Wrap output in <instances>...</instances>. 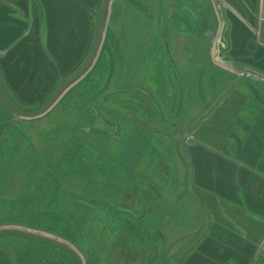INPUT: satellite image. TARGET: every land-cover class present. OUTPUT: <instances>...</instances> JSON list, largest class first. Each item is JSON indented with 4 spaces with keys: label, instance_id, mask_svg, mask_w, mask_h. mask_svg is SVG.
Instances as JSON below:
<instances>
[{
    "label": "crops",
    "instance_id": "crops-1",
    "mask_svg": "<svg viewBox=\"0 0 264 264\" xmlns=\"http://www.w3.org/2000/svg\"><path fill=\"white\" fill-rule=\"evenodd\" d=\"M99 2L0 0V82L17 106L46 102L80 66L94 39ZM260 11L261 0L111 1L104 47L67 97L76 90L74 135L94 157L95 188L85 195L96 200V222L132 236L104 242L96 229L95 239L98 234L105 243L97 247L101 253L69 243L83 264H264ZM24 121L32 120L12 116L0 100V146L7 125ZM58 134L46 144L58 146ZM63 137L68 141L61 146L69 148L70 135ZM17 142L22 145L13 138L5 147L0 170L6 149ZM15 162L0 185L7 180L22 201L28 160ZM22 204L14 215L6 205L0 224L31 227L20 220ZM47 218L33 229L50 233ZM89 232L79 234L88 240ZM0 264L18 263L0 250Z\"/></svg>",
    "mask_w": 264,
    "mask_h": 264
},
{
    "label": "rangeland",
    "instance_id": "rangeland-1",
    "mask_svg": "<svg viewBox=\"0 0 264 264\" xmlns=\"http://www.w3.org/2000/svg\"><path fill=\"white\" fill-rule=\"evenodd\" d=\"M75 92L76 90L66 98L65 105L54 109L57 110L56 114L59 115H55L52 121L47 122L50 125L45 124L44 121L51 118V114L32 121H24V125H20V123L7 125L5 140L0 146V159H2L5 147L11 144L13 138L21 141L23 147L17 142V146L14 145L13 148L6 149V161L8 163H4V170H0L1 177L4 180L8 176L7 168L9 164L14 166L15 161L25 162L27 160L28 163L23 164L26 166V171L22 169L23 179H25L22 185V201L15 199L16 191L12 188L15 186L8 185L7 180V185H4V182L2 183L3 186L8 188L7 191H4L3 186L0 185V189L4 191L2 194L0 193V223H5L3 222L5 216L1 217V214L3 212L8 213V211H4L6 205L10 207L9 209L14 215L15 204L18 206L23 202L26 205L24 207L26 210L24 209L23 219L20 220L24 225H30L31 227L25 228V226H22L21 229L33 231L34 226L39 227L42 219L47 218L48 215V227L52 229L50 235L57 236L67 244H69L67 241H71L76 248L79 246L80 241L82 245H85L83 247H91V253H94V251L101 253L104 250L97 247L102 246L103 248L105 243L102 245L101 241L97 240L100 237L98 234L97 239H95L96 233L94 234L93 231H96V229H98L96 232L102 233V239L106 237L108 241L118 240L122 237L128 238L127 236H132V234L119 236L120 234L109 232L112 227L100 226L95 217L96 200L88 199L85 195L88 192H93L95 188L93 182L96 180V169L93 165L94 157L92 158L89 153L82 150L83 148H79V139L77 135H74L76 127L79 126V120L77 119L79 108L76 99L77 93ZM71 105H74V107H71ZM91 107H93V104ZM57 132H59V137L55 142L59 143L58 146H55V148L48 146L46 144L47 138L56 136L52 134ZM1 133L2 130L0 129V135ZM35 134L41 139L44 138V141L38 139ZM69 135L70 147L63 148L61 146L64 143L62 140L67 139L68 141V137L64 138L63 136ZM50 149H53V151L48 154L47 151ZM50 175H54V178H51ZM19 194L17 193L18 196H20ZM3 197L11 198L10 201H6L3 200ZM0 225H2L0 227H10L9 224ZM81 230L84 232L90 230L89 235L92 236V239L89 237L86 240L82 237L79 234ZM103 241L106 242L105 239ZM0 246H2L0 250L7 251L6 248L11 250L10 253L14 255L18 264H56L57 261L66 264L68 262L67 258L72 262V257L63 250L56 251L53 246H47L30 239L2 235L0 236ZM85 253L89 254L88 249ZM111 253L108 254V257L115 254Z\"/></svg>",
    "mask_w": 264,
    "mask_h": 264
},
{
    "label": "water",
    "instance_id": "water-1",
    "mask_svg": "<svg viewBox=\"0 0 264 264\" xmlns=\"http://www.w3.org/2000/svg\"><path fill=\"white\" fill-rule=\"evenodd\" d=\"M111 1L112 0H100L99 2L98 12L96 15V22H95L94 39L93 41L92 39L90 40V43L88 44V48L82 60V63L76 70H74L72 73L69 74L70 76L69 75L67 76V78L59 86V88L53 94V96L40 108L33 109L30 111L22 110L11 100V98L8 96V94L6 93L0 82V100L3 102L8 112H10L12 116H15L17 119H22V120H34L45 116L58 103V101L64 95V93L76 81H78L85 75V73L92 66L99 49H102L104 47L102 45L103 27ZM260 18L262 20L259 25L258 37H259V42H262L263 34H264V0H261ZM2 235H10L20 238L30 239L39 243H43L47 246H53L56 251L63 250L64 252L68 253L69 256L73 258L76 264H83V260H82L83 258L80 255L79 251L73 245L62 242L60 238H58L57 236L42 233L41 231H35V230L30 231L26 229L23 230L20 228L0 227V236ZM6 250L9 253L11 252V250H9L8 248H6ZM40 264H44V263H40Z\"/></svg>",
    "mask_w": 264,
    "mask_h": 264
},
{
    "label": "built area",
    "instance_id": "built-area-1",
    "mask_svg": "<svg viewBox=\"0 0 264 264\" xmlns=\"http://www.w3.org/2000/svg\"><path fill=\"white\" fill-rule=\"evenodd\" d=\"M236 75L239 78H244V79H250L252 77V73L251 72H237ZM193 140L194 137L192 134H189L185 137V144L187 148H191L193 145Z\"/></svg>",
    "mask_w": 264,
    "mask_h": 264
},
{
    "label": "flooded vegetation",
    "instance_id": "flooded-vegetation-1",
    "mask_svg": "<svg viewBox=\"0 0 264 264\" xmlns=\"http://www.w3.org/2000/svg\"><path fill=\"white\" fill-rule=\"evenodd\" d=\"M95 58H96V57H95ZM94 60H95V59H94ZM69 76H70V75H69ZM79 80H80V79H79ZM79 80H78V81H79ZM78 81H76V82L71 86L72 88L70 87L71 89L69 88V89L64 93V95L61 97V99L64 98V97H65V98L67 97V95L69 94V92L73 89L74 85L77 84ZM68 91H69V92H68ZM77 104H78V103H77ZM71 107H74V105H71ZM78 107H79V105H78ZM34 230H35V231H39V230H36V229H34ZM41 232H42V231H41ZM42 233L49 234V233L46 232V231H43ZM54 236H55V235H54ZM67 242L72 243V242H70V241H67ZM80 255H81V254H80ZM81 256L84 257L83 255H81ZM84 258H85V257H84ZM72 259H73V258H72ZM67 261H68V262H67L66 264L70 263L69 259H67ZM74 262H75V261H74ZM56 264H63V263H60L59 261H57ZM75 264H76V263H75Z\"/></svg>",
    "mask_w": 264,
    "mask_h": 264
},
{
    "label": "trees",
    "instance_id": "trees-1",
    "mask_svg": "<svg viewBox=\"0 0 264 264\" xmlns=\"http://www.w3.org/2000/svg\"><path fill=\"white\" fill-rule=\"evenodd\" d=\"M95 22V21H94ZM68 76V75H67ZM67 76L64 78V80L67 78ZM64 80L59 84V86L64 82ZM59 86L56 88V89H54L53 90V92H52V94L49 96V99L53 96V94L57 91V89L59 88ZM49 99H47V101L49 100ZM46 101V102H47ZM46 102H44V103H42V104H40V105H38L37 107H35V108H31V109H26V108H22V107H20L19 105H18V107H20L22 110H24V111H30V110H33V109H38V108H40L43 104H45ZM70 261V260H69ZM40 263V262H39ZM68 264H75V262H74V260L72 259V262L70 261V263H68Z\"/></svg>",
    "mask_w": 264,
    "mask_h": 264
}]
</instances>
